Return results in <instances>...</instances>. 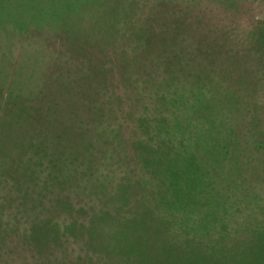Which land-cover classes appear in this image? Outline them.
Segmentation results:
<instances>
[{"label":"trees","instance_id":"16d2710c","mask_svg":"<svg viewBox=\"0 0 264 264\" xmlns=\"http://www.w3.org/2000/svg\"><path fill=\"white\" fill-rule=\"evenodd\" d=\"M88 1L111 9L110 0ZM186 10L172 9L171 28L151 13L138 42L122 52L142 73L131 90L113 80L120 92L88 101L90 118L77 133L58 122L57 139L33 144L44 179L30 193L47 200L37 201L35 214L44 217L24 224L22 240L12 229L16 246H43L57 264H264V220L236 217L253 213L264 185V23L255 37L246 31L240 53L248 63L238 76L236 60L216 57L220 46L205 42L178 58L173 29L187 30ZM102 19L97 36L115 41ZM103 66L93 75L99 83L108 80ZM118 66L114 60L108 71ZM88 86L85 75L74 103L87 102ZM120 98L129 105L119 108ZM221 191L241 200L235 205Z\"/></svg>","mask_w":264,"mask_h":264},{"label":"rangeland","instance_id":"374dc122","mask_svg":"<svg viewBox=\"0 0 264 264\" xmlns=\"http://www.w3.org/2000/svg\"><path fill=\"white\" fill-rule=\"evenodd\" d=\"M110 1L111 9L107 2L98 7L88 0H0V264H39L36 260L39 258L42 264H57L53 260L48 262L49 254L43 246L28 251L27 245L19 248L12 240V229L14 236L22 240L24 224L27 226L32 216L44 217L39 215L40 209L35 214L34 206L37 201L45 205L47 199H33L30 193L44 179L37 173L42 167L33 165L31 159L35 158L33 144L57 139L58 122H71L70 130L77 133L81 122L86 125L90 118L93 103L89 105L88 101L120 92L113 88V80L120 81L121 88L131 90L132 79L142 73L123 58L122 52L127 53L138 42L139 33L145 24L149 25L151 13L152 18L158 15L157 26L162 28L164 24L171 28L177 15L172 9H187L182 15L184 24H189L187 30L179 25L173 29L179 45L178 58L184 59L193 46H203L205 42L209 47L220 46L216 57L222 61L236 60L238 76L246 71L248 63L240 53L247 48L246 31L251 34L257 25L264 23V0H225V7L220 5L224 0ZM101 19L110 30L113 27L117 31L115 41L97 36ZM114 60L119 70L108 71ZM99 63L105 68L100 75L108 79L103 83L93 76L99 74L95 69ZM115 71L116 76L112 75ZM85 75L89 97H84L87 102L74 103L76 97L79 99L76 94ZM98 86L100 95L94 96ZM128 105L121 99L118 107ZM87 107L82 116L81 110ZM92 133L90 130L88 134ZM18 158L21 164L17 163ZM36 175L38 179L34 180ZM257 192L253 213L249 217L243 212L236 214L241 221L253 224L258 221L259 225L264 220V185ZM226 194L235 205L241 200L240 195ZM162 211L168 212L165 207ZM120 216L129 217L124 212Z\"/></svg>","mask_w":264,"mask_h":264}]
</instances>
